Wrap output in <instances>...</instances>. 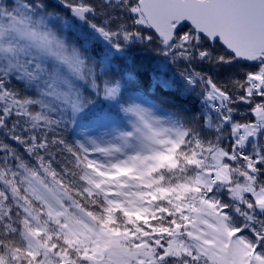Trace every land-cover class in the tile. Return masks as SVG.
<instances>
[{"label":"snow or ice","instance_id":"6c2138e0","mask_svg":"<svg viewBox=\"0 0 264 264\" xmlns=\"http://www.w3.org/2000/svg\"><path fill=\"white\" fill-rule=\"evenodd\" d=\"M0 136V264H264V0H0Z\"/></svg>","mask_w":264,"mask_h":264},{"label":"trees","instance_id":"16d2710c","mask_svg":"<svg viewBox=\"0 0 264 264\" xmlns=\"http://www.w3.org/2000/svg\"><path fill=\"white\" fill-rule=\"evenodd\" d=\"M47 3L53 7H56L58 0H47ZM159 59L160 57L158 53L154 50L144 49L141 46H131L127 50V57H116L113 61L114 66L105 68L103 71L116 74L115 78L117 79H119L121 76L127 78V74L131 73L134 77V79L130 81L132 87H135V84L137 83L146 84L148 81L151 82L154 75L153 69L164 78H174L176 86L173 89L165 91H172L183 102L184 108L190 115L198 116L200 114L199 111L201 105L196 94L191 93L188 95L183 92L184 82L180 77V72L183 70V65L176 66L169 64L167 69H160L157 67ZM101 70L102 69L97 68L98 72ZM197 91H199V89H197ZM151 95H156V93L152 92ZM0 139H3V137L0 136ZM19 150L22 151V147Z\"/></svg>","mask_w":264,"mask_h":264}]
</instances>
